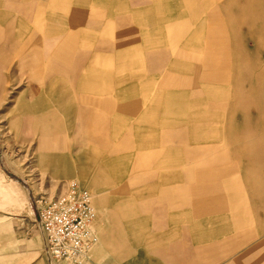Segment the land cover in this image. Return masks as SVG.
<instances>
[{
  "label": "crops",
  "instance_id": "0c3cea01",
  "mask_svg": "<svg viewBox=\"0 0 264 264\" xmlns=\"http://www.w3.org/2000/svg\"><path fill=\"white\" fill-rule=\"evenodd\" d=\"M252 15L263 28L264 0H0V88L12 62L28 82L11 127L37 136L57 179L96 192L101 264H133L146 244L159 264L213 251L206 264H221L243 245L210 239H234L264 189V89L256 72L242 86ZM20 204L0 182V211ZM10 243L0 264H45L37 221L17 222ZM249 247L222 264H264V237Z\"/></svg>",
  "mask_w": 264,
  "mask_h": 264
},
{
  "label": "rangeland",
  "instance_id": "374dc122",
  "mask_svg": "<svg viewBox=\"0 0 264 264\" xmlns=\"http://www.w3.org/2000/svg\"><path fill=\"white\" fill-rule=\"evenodd\" d=\"M255 20L256 17L253 15L243 18V30L240 34L243 45L240 53L243 73L242 86L253 87L252 84L247 85L249 81L245 77H250L249 74L253 76V73L256 72L255 87L264 89V27L260 29ZM5 74L7 78L0 88V182L18 195L21 204L12 207L9 214L0 211V258L10 250V239L17 222L36 223L39 207L46 200L56 198L64 193L71 182H77L80 187L90 192L97 212L95 230L98 233L99 241L92 247L90 256L84 264H101L99 262L101 257L99 246L104 239L106 224L100 212L101 204L98 202L96 192L80 183L75 175L69 174L65 179H57L53 165H48L42 157L37 136L32 133L26 138L16 135L15 130L11 127V119L19 115L18 107L26 96L27 76L18 72L13 62ZM263 98L264 94L255 97L256 100ZM255 114H257L255 109L239 110L235 113L230 124L240 127ZM254 157L256 160L257 155L254 154ZM261 162H264V157ZM4 191L6 193L1 194L2 198H8V191ZM251 194L247 200H252L247 202L246 206L251 214H247V218L243 222L237 221L239 227L238 232L234 235L235 238L231 241L225 237L210 239V241L217 242L215 245L222 242H225L223 245H228V242L238 241H241V245L243 244L239 248L236 247L234 251L226 250V246L223 247L225 252H222L219 257L221 264L225 263L232 255L242 256L246 252L243 250L244 247L247 248L256 240L264 237V189ZM214 255H218V253L215 251L207 253L205 258L199 259V262L196 261L195 264H206L208 258H213ZM45 256L48 258L46 245L42 259L45 264H48ZM130 256L135 258L133 264H144L145 262L159 264L157 254L154 255L148 244L140 246ZM49 262L50 264H69L65 260L50 261L49 259Z\"/></svg>",
  "mask_w": 264,
  "mask_h": 264
},
{
  "label": "built area",
  "instance_id": "2783aa9c",
  "mask_svg": "<svg viewBox=\"0 0 264 264\" xmlns=\"http://www.w3.org/2000/svg\"><path fill=\"white\" fill-rule=\"evenodd\" d=\"M97 212L90 192L71 182L58 197L46 200L37 212V223L50 261L84 264L98 241Z\"/></svg>",
  "mask_w": 264,
  "mask_h": 264
},
{
  "label": "bare ground",
  "instance_id": "6f19581e",
  "mask_svg": "<svg viewBox=\"0 0 264 264\" xmlns=\"http://www.w3.org/2000/svg\"><path fill=\"white\" fill-rule=\"evenodd\" d=\"M23 1H24V0H23ZM96 52H97V51H96ZM118 82H119V81H118ZM105 99H106V98H105ZM50 109H51V108H50ZM101 113H102V112H101ZM199 116H200V117H199ZM199 116H198L199 118H202V117H201V114H200ZM208 116H209V115H208ZM208 116H207V117H203V118H206V119L208 120V119H209ZM103 118H104V117H103ZM211 119H213V118L211 117ZM211 119H209V121H210ZM104 120H105V119H104ZM89 121H90V120H89ZM100 125H101V124H100ZM100 127H101V126H100ZM88 132H89V131H88ZM195 133H196V132H195ZM208 133H209V132H208ZM208 133H207V134H208ZM197 134H198V133H197ZM195 136H196V135H195ZM196 137H197V136H196ZM196 137H195V138H196ZM199 137H200V136H199ZM200 139H202V138H200ZM211 139H212V138H211ZM192 140H193V139H192ZM196 140H197V139H196ZM190 141H191V140H190ZM194 141H195V140H194ZM197 141H198V140H197ZM197 141H196V142H197ZM205 141H206V140H205ZM216 141H218V140H216ZM199 142H200V141H199ZM199 142H198V143H199ZM208 142H210V141H208ZM192 144H193V143H192ZM196 144H197V143H196ZM242 149H243V148H242ZM239 151H240V150H239ZM241 152H242V151H241ZM164 190H165V189H164ZM176 198H177V197H176Z\"/></svg>",
  "mask_w": 264,
  "mask_h": 264
}]
</instances>
